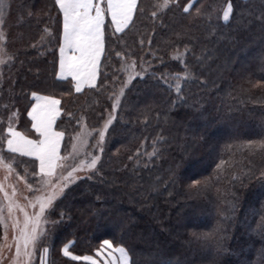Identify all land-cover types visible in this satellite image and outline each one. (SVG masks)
<instances>
[{
  "label": "trees",
  "instance_id": "16d2710c",
  "mask_svg": "<svg viewBox=\"0 0 264 264\" xmlns=\"http://www.w3.org/2000/svg\"><path fill=\"white\" fill-rule=\"evenodd\" d=\"M176 2L181 8H161L153 20L150 14L157 9L152 5L163 0H138L146 7L145 15L116 34L123 44L113 46L116 37L106 41L107 48L117 52L102 56L96 84L81 92L66 81L54 83L55 37L48 52L28 49L46 25L56 32L54 0L13 2L10 38L15 60L4 78L7 104L25 102L27 107L32 91L54 92L64 109L61 128L67 136L76 131L78 119L102 123L107 95L114 98L125 79L122 64L135 60L139 71L143 61L163 76L133 77L125 88L95 174L77 181L71 218L56 226L51 240L46 236L43 241L57 258L50 264H86L63 256L61 247L72 241L69 249L75 255H93L104 239L129 249L130 264H159L164 258L173 264H209L213 258L220 264H235L238 258L264 264V245L246 226L250 222L251 229H257L264 222V196L255 181L244 180L243 187L240 183L249 169L264 171V152L259 146L248 147L249 141H264V29L258 19L264 0H233L236 15L223 21L213 11L212 22L207 16L198 18L196 7L184 13L182 6L189 0ZM191 2L220 6L227 0ZM21 4L34 13L31 18ZM173 81H181L179 95ZM169 169L185 178L173 182ZM205 178L210 187H189L192 180ZM214 228L219 231L212 238L199 235ZM233 250L240 257L232 255Z\"/></svg>",
  "mask_w": 264,
  "mask_h": 264
},
{
  "label": "snow or ice",
  "instance_id": "6c2138e0",
  "mask_svg": "<svg viewBox=\"0 0 264 264\" xmlns=\"http://www.w3.org/2000/svg\"><path fill=\"white\" fill-rule=\"evenodd\" d=\"M54 5L59 14L54 21L56 32L53 33L51 26L46 25L39 44L41 46L45 44V37H47V42H51L53 37H55L58 44L59 58L58 64L54 63L53 65L56 78L54 83H58L61 80L66 81L67 86L74 88L76 92H80L86 84L95 85L101 58L109 51L106 41H111L113 37H116L113 46L123 44L124 41L116 34H123L125 30L135 23L136 17L144 16L146 12V7H141L138 0H54ZM152 7L157 9L150 14L151 18L155 20L157 15L160 14L161 8L171 11L172 8H181V4L177 3L176 0H163L162 4L157 3L152 5ZM182 7L184 13H187L191 7H196L198 18L203 19L207 16L209 22H212L213 11L223 21H229L230 14L236 15L233 11V0H227V3L220 6L202 5L199 7L192 4L191 0H189V3ZM4 8V0H0V39L4 38L2 31ZM19 8L22 11H27V15L30 18L34 15L31 10L26 9L25 4L19 5ZM11 10L12 6L9 4V14H11ZM221 12L222 16H220ZM41 16H47V14L41 13ZM258 19L261 28L264 29V3H262ZM180 34V32L176 33L177 36ZM142 43L143 41H141ZM35 46L33 45V47ZM185 51H187V46H185ZM119 55L120 53H117V56ZM181 55L179 52L176 53L177 58ZM159 59L161 62L164 61V57H159ZM3 62L4 60L0 58V64ZM121 67L123 71L128 73V76L116 94V99L111 104L112 111L109 113L108 118L104 119L102 126L95 130L98 135L95 143L90 145L94 151H88L86 147L83 153L73 150L67 156H61V143L66 135L65 130L61 128L63 120L61 113L64 112V109L61 107L60 99L57 98L54 92L47 95L42 94L40 90L31 92V100H29L31 106L30 108H25L27 117L30 118L26 125H19V111H9L6 126L5 122L0 120V162L4 160L3 150L5 148L9 154L31 157L30 163L33 169L38 168V171H34L33 175L40 178L37 183L47 192L46 196L38 197L35 201H29V203H33V212L31 215L24 212L23 220L15 218L13 213L14 209L19 208L20 211H24V209L20 208V205L5 193V198L8 199V217L12 219L11 228L14 233H18L12 237L15 244V256L12 258L11 264H31L38 236L43 232V229L40 228L42 217L46 215L58 216L57 220L45 221V223H51L53 229L65 219L71 218L70 212L75 207L74 194L79 188L77 181L83 183L85 179H91L90 173L95 174L101 154L105 151L107 143L106 132H108L110 126L115 127L113 121L116 119V110L120 106V98L125 94V88L133 81V77L163 79V76L158 77V74L151 67L144 66L143 61H141L139 71L136 68L135 60H132L131 64H122ZM184 68L185 74H187L189 71L188 66L185 64ZM260 74L264 75V69L261 70ZM176 78L179 79L180 75L176 74ZM104 83L107 84V81ZM32 87H36V85H32ZM181 91L182 88L177 84V95ZM64 95H67V93ZM5 107L7 109V105ZM66 115L72 117L71 112L66 113ZM58 118L60 119L58 120ZM76 123L80 125L81 122L77 120ZM260 134L264 135V127H261ZM73 139V137H69L70 141ZM67 143L65 142V147H67ZM84 143L88 144L87 141H84ZM257 146L264 152V141H261L259 145H255L251 141L248 142L249 148ZM81 155L85 158L80 159ZM69 160L72 163H68ZM62 161L64 163H61ZM77 161H79L78 164L76 163ZM72 164H76V167H72ZM7 167L11 171V164L7 165ZM217 167L219 168V165ZM169 171L172 174L170 178L173 182L185 178L183 173L177 172L175 169H169ZM78 172H83L84 176L78 175ZM65 173L67 174L65 175ZM51 177L56 178L55 183L52 182ZM249 179L260 186V195L264 196V171L257 170L254 172L249 169L242 173L241 186H244V180ZM193 186L199 188L210 187L211 185L209 178H205L203 181L192 180V184L189 187ZM3 187V184L0 183V190ZM28 187L31 188V185H28ZM33 191H37V189H33ZM231 195L234 198L237 197L235 192L231 193ZM2 212L3 206H0V213ZM253 214H255V211ZM242 226L245 225L242 224ZM246 226L251 231L256 232L260 238V243L264 245V222L257 229H251L250 222ZM7 228L8 224H5L6 231ZM218 231V228H214L212 232L199 235L212 238ZM72 243V241H69L61 251L64 256L76 261H84L86 264H130L129 249L123 245L114 247L109 239H104L101 242L100 246L96 248L94 255H74L73 252L68 250L69 245ZM7 247L11 248L12 245L8 244ZM48 251L47 247L43 248L41 264H49L44 258ZM260 251L264 255V247ZM117 253L119 254L118 257ZM231 254L237 257L241 255L240 252L235 250ZM3 256L4 253L0 250V260L3 259ZM132 264H135V262L133 261ZM159 264H173V261L169 258H164L159 261ZM175 264H179V261H176ZM209 264H220V261L213 258L209 261ZM235 264H250V262L246 259L238 258Z\"/></svg>",
  "mask_w": 264,
  "mask_h": 264
},
{
  "label": "rangeland",
  "instance_id": "374dc122",
  "mask_svg": "<svg viewBox=\"0 0 264 264\" xmlns=\"http://www.w3.org/2000/svg\"><path fill=\"white\" fill-rule=\"evenodd\" d=\"M13 2L14 0H4V5H5L4 16H3L4 23L2 27L4 38L0 39V58L4 60V62L0 64V120L5 122V126H6V121L8 118L9 111L11 112L19 111V125H26L27 121L30 120V118L27 117V112L25 110L26 108L25 102L20 103V104L15 102V104L13 105L12 104L8 105L6 101V96H5L6 94L5 92L7 88L6 87L7 84H4L5 74L7 72V68L12 67L13 66L12 61L15 60L14 53L12 52L13 51L12 45H11L12 42L10 38V29L12 27L11 14H9V11H8V5L11 4V6L13 7ZM43 34L44 33L42 30V33L36 36L30 42V45L28 47L29 50L34 51V52H48L50 48L53 47L51 43L54 40H51V42H47V37H45V44L43 46L39 44V41ZM33 45H36V46L33 47ZM57 52H58V49H57ZM109 52H117V51L113 50V48L110 47ZM58 58H59V53H58ZM123 72L125 73V76H124L125 79H127L128 73L125 71ZM124 80H121L120 81L121 83H118V88L116 90V93L114 94V98L108 99L109 95H107V100H110V102L105 105V109L107 108L106 110L108 111L105 112L104 119H107L109 113L112 111L111 104L113 100L116 99V94L119 92V89L121 85L123 84ZM180 82L181 81H173L175 89H176V85L179 84ZM88 86H92V85L86 84L81 89V91L85 89V87L87 88ZM29 98L31 100V94ZM6 105H7V109L5 107ZM30 106L31 105L27 107L30 108ZM118 109L119 108H117V110ZM80 122H81L80 125H77L76 123L77 125L76 131H74V133L70 135L74 139L70 141L69 140L70 136H67L66 134L64 137V140H62L61 153H60L61 156H67L68 153L72 152L73 150H75L78 153H83L86 147L88 151H94L90 147V145L92 143H95L96 137L98 135V133L95 130L102 126L104 120L102 121L100 125H94V123H89L87 121V118L81 119ZM27 126H30V125H27ZM21 130L23 129L21 128ZM106 135H107V132H106ZM84 141H87L88 144L86 145ZM65 142H68L67 147H65ZM3 156H4V160L0 162V183H2L4 186L3 189L0 190V206H3V212L0 213V250L3 251L4 256H3V259L0 260V264H11L12 258L15 256V244L13 243L12 237L14 234H18V233H14L13 229L11 228L12 219L8 217V211H7L8 199L5 198V193H7L8 197L11 198L14 202H17L20 205V208L24 209V211H20L19 208L14 209V213H13V216L15 218L19 220H23L24 212H27L30 215L33 212V203H29V201H35V199L38 197L46 196L47 192L43 188H41L40 185L37 183V181L40 178L33 175V172L38 171V168L33 169L30 163V161L32 160L31 157L21 156L20 154H9L6 148L3 150ZM84 158L85 157L83 155L80 156V159H84ZM61 163H64V162L62 161ZM68 163H72L71 160H69ZM76 163L78 164L79 161H77ZM99 163L100 161L98 162V164ZM9 164H11V171H9L7 167V165ZM72 167H76V164H72ZM66 174L67 173H65V175ZM77 174L80 176H84L83 172H78ZM21 177H23V179H21ZM51 179H52V182L55 183L56 178L51 177ZM28 185H31V188H29ZM33 189H37V191H33ZM37 208H38V205H37ZM48 217L46 215L41 218L40 228L43 229V232L38 236L37 243L33 250L34 255L32 257L31 264H41V256L43 254V248L45 247L49 249L48 253L44 257L45 260L49 262V264L51 262L50 261L51 259L52 261L53 259L57 260V258L52 257L53 255L51 254L50 244L48 243L46 245H43V241L46 239V236H48L47 237L48 240H51L53 232L57 228L55 227V229H53V225L51 223H45V221L54 220L52 218L48 219ZM5 224H8L7 231L5 229ZM44 233H46V235H44ZM8 244H11L12 247L8 248L7 247ZM63 247H61V249ZM68 250L70 251V249ZM60 253L64 256L62 251ZM69 259H72V258H69Z\"/></svg>",
  "mask_w": 264,
  "mask_h": 264
},
{
  "label": "crops",
  "instance_id": "0c3cea01",
  "mask_svg": "<svg viewBox=\"0 0 264 264\" xmlns=\"http://www.w3.org/2000/svg\"><path fill=\"white\" fill-rule=\"evenodd\" d=\"M113 246L115 247V245H113ZM116 255H117V257H118L119 254L117 253Z\"/></svg>",
  "mask_w": 264,
  "mask_h": 264
}]
</instances>
